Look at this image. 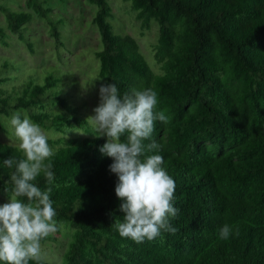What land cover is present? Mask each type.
Masks as SVG:
<instances>
[{"label": "trees", "instance_id": "16d2710c", "mask_svg": "<svg viewBox=\"0 0 264 264\" xmlns=\"http://www.w3.org/2000/svg\"><path fill=\"white\" fill-rule=\"evenodd\" d=\"M47 1L26 4L49 22L59 43L60 21L50 16ZM86 1L97 7L92 18L102 43L94 52L97 77L115 83L121 96L133 88L155 90L156 110L169 117L167 123L155 122L152 138L144 143L155 140L162 146L148 154L161 155V167L175 181L178 214L169 223L178 230H161L154 240L139 244L121 237L114 227L124 219L115 194L118 178L109 171L112 158L100 152L107 139L74 133V127L93 129L57 89L59 77L25 78L10 89L0 87V128L5 130L3 119L19 111L22 119L26 114L59 134L48 137L55 153L48 158L51 184L43 173L33 183L41 191L52 188L55 234L72 231L60 264H264V0H125L142 30L152 20L158 24L154 59L159 72L133 36L113 31L107 0ZM0 12L6 28L33 52L24 34L33 13L3 4ZM6 37L0 26L4 45ZM12 79L0 75V84ZM9 157L25 158L19 146L0 141V195L7 198L15 172V166L3 163ZM226 224L232 231L221 239ZM55 240L52 234L40 243Z\"/></svg>", "mask_w": 264, "mask_h": 264}, {"label": "clouds", "instance_id": "9594fccd", "mask_svg": "<svg viewBox=\"0 0 264 264\" xmlns=\"http://www.w3.org/2000/svg\"><path fill=\"white\" fill-rule=\"evenodd\" d=\"M157 105L158 94L151 88H133L121 96L115 83L101 84L99 105L87 118L99 133L97 137H107L100 152L112 158L109 171L118 178L115 194L122 201L119 211L124 219L114 227L121 237L137 244L154 240L161 230L172 234L178 230L169 223V217L178 214L173 206L175 181L161 167L163 157L148 154L160 151L162 146L155 140L144 143L152 138L156 121L168 122L169 117L165 111H157ZM10 124L25 158L3 160L6 167L15 166V172L11 175L12 195L0 205V261L29 264L42 259L41 240L58 230L50 200L52 188L41 191L33 183L43 173L51 184L54 173L48 158L55 153L40 126L27 116L22 119L17 111ZM121 136H126L123 142ZM24 197L27 202L21 199ZM231 231L224 225L220 238L228 239Z\"/></svg>", "mask_w": 264, "mask_h": 264}, {"label": "rangeland", "instance_id": "374dc122", "mask_svg": "<svg viewBox=\"0 0 264 264\" xmlns=\"http://www.w3.org/2000/svg\"><path fill=\"white\" fill-rule=\"evenodd\" d=\"M27 0H0V4L10 7L14 11L26 10L33 13V19L26 24L24 34L30 38L33 52L27 45L19 40L17 33H11L6 28V19L0 12V26L7 34L4 45L0 40V75L12 76L11 81L0 84V87L10 89L18 86L25 78L33 82H40L47 75L59 77L61 82L57 89L67 96L73 105L78 107L79 115L86 120L95 113L93 109L99 105V88L107 84L97 77L98 61L94 52L102 46L100 35L92 18L97 7L86 0H49L46 7L51 8L50 16L59 20L60 44L56 43L51 35L49 22L37 16L34 10L26 4ZM111 7L108 18L112 29L117 34H129L138 44L140 52L144 55L154 72H159V65L154 59V45L158 38V24L152 20L150 28L142 30L140 21L136 19V12L131 8L129 1L107 0ZM7 62L4 67L3 63ZM57 110V109H56ZM26 114H24V117ZM11 118L3 119L5 130L0 128V141L19 146V140L14 135L10 124ZM93 129L84 131L74 127V133L82 136H96L94 126L87 120ZM41 128V127H40ZM47 137H59L58 133L41 128ZM107 139L106 136H101ZM8 202V198L0 195V205ZM71 230L62 229L56 240L41 244L42 259L55 264L63 262L65 252L70 240Z\"/></svg>", "mask_w": 264, "mask_h": 264}]
</instances>
